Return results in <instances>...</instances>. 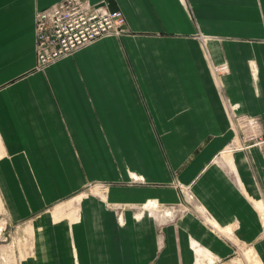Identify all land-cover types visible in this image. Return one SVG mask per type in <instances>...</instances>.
I'll use <instances>...</instances> for the list:
<instances>
[{
  "label": "crops",
  "instance_id": "0c3cea01",
  "mask_svg": "<svg viewBox=\"0 0 264 264\" xmlns=\"http://www.w3.org/2000/svg\"><path fill=\"white\" fill-rule=\"evenodd\" d=\"M61 1L0 0V147L45 204L101 182L127 211L84 200L74 250L44 219L38 264H264V154L225 151L237 116L264 131V0H90L125 32L38 68L36 12Z\"/></svg>",
  "mask_w": 264,
  "mask_h": 264
},
{
  "label": "rangeland",
  "instance_id": "374dc122",
  "mask_svg": "<svg viewBox=\"0 0 264 264\" xmlns=\"http://www.w3.org/2000/svg\"><path fill=\"white\" fill-rule=\"evenodd\" d=\"M256 135L257 139L256 136L249 137V133L245 131L235 130L234 138L225 151L230 154L237 150H249L245 148L255 144L260 138L264 141V131L256 132ZM253 148L261 150L264 154V143L250 149ZM10 159L9 149L0 147V264H38L46 230L44 219H52L55 228L68 230L67 236L74 250V236L69 232L81 213V203L84 200L90 201V198L103 203L114 214L119 226L123 225L126 204L108 201L109 184L88 182L72 196L45 204L46 196L39 186L38 179L42 174H20L17 164H12L13 168H10ZM145 208L146 213H158L154 202L148 203ZM162 214L169 215L171 211L162 209ZM248 249L250 248L240 246L238 253L231 259L233 261L229 260L226 264H258L254 252ZM199 260L201 259L198 258Z\"/></svg>",
  "mask_w": 264,
  "mask_h": 264
},
{
  "label": "built area",
  "instance_id": "2783aa9c",
  "mask_svg": "<svg viewBox=\"0 0 264 264\" xmlns=\"http://www.w3.org/2000/svg\"><path fill=\"white\" fill-rule=\"evenodd\" d=\"M126 19L121 10H111L108 2L93 5L90 0H63L35 15V55L38 68L49 66L108 36L125 32ZM236 131L249 137L261 131L260 120L251 116H237ZM262 138L250 149L261 146ZM244 150V149H242Z\"/></svg>",
  "mask_w": 264,
  "mask_h": 264
},
{
  "label": "bare ground",
  "instance_id": "6f19581e",
  "mask_svg": "<svg viewBox=\"0 0 264 264\" xmlns=\"http://www.w3.org/2000/svg\"><path fill=\"white\" fill-rule=\"evenodd\" d=\"M261 212H262V214L264 213V209L262 207H261ZM199 257L200 258L203 257V254L201 252H199Z\"/></svg>",
  "mask_w": 264,
  "mask_h": 264
}]
</instances>
